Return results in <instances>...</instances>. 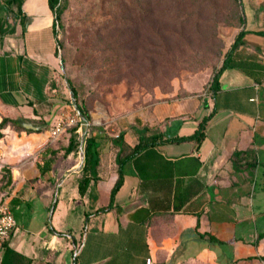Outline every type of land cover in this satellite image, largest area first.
I'll return each instance as SVG.
<instances>
[{
	"label": "crops",
	"instance_id": "0c3cea01",
	"mask_svg": "<svg viewBox=\"0 0 264 264\" xmlns=\"http://www.w3.org/2000/svg\"><path fill=\"white\" fill-rule=\"evenodd\" d=\"M242 5L246 48L264 63V0ZM22 11L11 19L16 33L0 37V123L33 129L0 127V200L16 221L8 245L31 264H264V78L229 67L210 98L160 101L94 129L100 160L81 194L82 169L70 172L76 152L41 170L68 113L49 90L60 62L49 0H23ZM205 117L200 142L161 141L192 135ZM143 126L162 137L124 164L110 205L119 177L113 139L124 131L133 147ZM35 196L46 217L33 228L16 210Z\"/></svg>",
	"mask_w": 264,
	"mask_h": 264
},
{
	"label": "rangeland",
	"instance_id": "374dc122",
	"mask_svg": "<svg viewBox=\"0 0 264 264\" xmlns=\"http://www.w3.org/2000/svg\"><path fill=\"white\" fill-rule=\"evenodd\" d=\"M61 5L62 64L49 90L64 106L61 112L80 121L75 161L85 128L87 135L110 130L114 118L160 101L210 98L213 76L243 26L233 0H61ZM17 10L0 0L1 38L16 33L11 19ZM74 102L89 119L81 118ZM31 203L16 215L27 216L36 228L46 208L37 196Z\"/></svg>",
	"mask_w": 264,
	"mask_h": 264
},
{
	"label": "trees",
	"instance_id": "16d2710c",
	"mask_svg": "<svg viewBox=\"0 0 264 264\" xmlns=\"http://www.w3.org/2000/svg\"><path fill=\"white\" fill-rule=\"evenodd\" d=\"M11 4H15L17 6V14L22 15V3L23 0H9ZM234 7L237 11L238 17L241 19L242 23L245 22L244 17V11H243V5L242 0H233ZM49 5L54 13V26L58 23V19L60 16V13L63 9L61 5V0H49ZM22 25L25 28V23H23V19H21ZM57 32V31H56ZM258 33L264 35V30L258 31ZM244 34L245 31L241 29L239 33L237 34L231 49L226 54L221 66L216 71V73L213 76V79L210 84V88L212 92H215L219 90V79L222 72L229 67H236L243 71H245L248 75L252 76L256 80H261L264 78V63L257 60L255 54H249L246 55L243 52V48L246 47V42L244 40ZM61 46V43L59 39L57 38V49L56 54L59 53V48ZM71 86V84H70ZM74 95H77V92L73 86H71ZM81 112L84 114V116L89 119V113L82 107L79 106ZM209 117H205L199 128L189 136H181V137H169L161 141H174V140H196L197 142H200L201 139L204 137V129L206 127V123L208 121ZM9 121L12 122L15 127H17L20 130H27L32 131L31 128H26L22 122H18L17 120H13L10 118L4 117L2 122L0 123V127L7 124ZM69 127L70 130H69ZM80 127V121L77 119L74 124H68L65 128V130L57 137L55 138V145L53 146H47L46 149L42 152V157L44 161V165L41 166V170H45L50 166V163L56 159V157L62 153V155L67 156L73 151L76 152L78 149V146L80 144V134L77 132ZM39 129V128H38ZM137 134L139 136L138 143L130 147L124 140V131L119 132L118 136L113 139L115 144H118L120 146V150L117 154V163H118V172L119 177L111 191V203L114 202L116 193L122 186L124 182V172L123 167L124 164L133 159L136 160L137 157L146 149L153 147L158 141L157 137H162V134L160 132L156 133L148 126L143 127H136ZM64 133H68L69 135H65ZM64 134V136H63ZM62 136V144L58 145V139ZM65 138L67 140H65ZM238 154L236 153L235 156ZM100 157H99V151L97 149L96 144V138L94 135L89 134L87 135L86 141H85V162L82 167L83 175L79 182V190L81 194H84L87 186L90 181L89 171L91 168L95 167L99 163ZM264 233H260L259 237H263ZM264 259V258H263ZM0 264H31V259L27 258L26 256L20 254L16 250L12 249L7 241L3 243V249H2V255H1V261Z\"/></svg>",
	"mask_w": 264,
	"mask_h": 264
},
{
	"label": "built area",
	"instance_id": "2783aa9c",
	"mask_svg": "<svg viewBox=\"0 0 264 264\" xmlns=\"http://www.w3.org/2000/svg\"><path fill=\"white\" fill-rule=\"evenodd\" d=\"M61 119L52 131L53 138H57L68 124L76 122L75 117H68L66 121ZM16 225L13 210L6 200H0V261L3 249V243L8 240ZM150 262V259L148 260Z\"/></svg>",
	"mask_w": 264,
	"mask_h": 264
},
{
	"label": "water",
	"instance_id": "95a60500",
	"mask_svg": "<svg viewBox=\"0 0 264 264\" xmlns=\"http://www.w3.org/2000/svg\"><path fill=\"white\" fill-rule=\"evenodd\" d=\"M57 26H58V23L56 24V31H57ZM57 38H58V33H57ZM58 57H59V60H60V62H61V64H62V54H61L60 48H59ZM67 82H68V81H67ZM68 84H69V83H68ZM68 86H69L68 88H69V90H70V93H71L72 97H73V96L75 97V95H74V91H73L72 88L70 87V84H69ZM74 106H75V108H76L78 114L81 116V118H82L84 121H86L87 118H86V117L84 116V114L81 112V110H80L78 104H76V103L74 102ZM86 135H87V128L84 129V133H83V135H82V139H81V145H80V149H79V154H80V161H79V164H78V166H77L76 168L72 169L70 172H76V171H78V170H81L82 167H83V165H84V162H85V141H86V138H87ZM70 172H69V173H70ZM58 187H59V186H58Z\"/></svg>",
	"mask_w": 264,
	"mask_h": 264
}]
</instances>
